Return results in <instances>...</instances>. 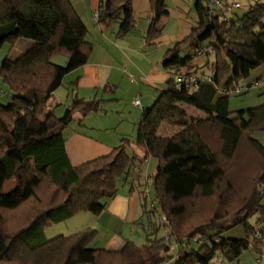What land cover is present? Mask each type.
I'll return each mask as SVG.
<instances>
[{
    "label": "trees",
    "instance_id": "obj_1",
    "mask_svg": "<svg viewBox=\"0 0 264 264\" xmlns=\"http://www.w3.org/2000/svg\"><path fill=\"white\" fill-rule=\"evenodd\" d=\"M226 7L211 15L197 0L198 26L165 55L166 69L199 82L192 88L172 84L143 113L137 143L158 161L150 207L146 184L147 243L138 247L128 241L118 251H107L92 247L98 232L91 228L53 239L46 234L79 214L101 215L135 163L127 152L129 139L108 156L78 167L68 157L64 133L74 114L85 117L102 109L98 101L73 94L58 118L61 105L52 101L65 77L89 61L87 28L70 0H0V49L30 43L0 67L10 94L7 105L0 102V264H217L221 256L237 262L251 247L263 254L264 228L258 232L249 219L259 215L258 225H264V146L254 139L264 132V105L234 115L229 91L264 66V2L242 17ZM151 11L148 41L160 34L166 0H151ZM97 14L100 25L120 23L121 36L134 28L132 0H101ZM208 41L215 62L192 67L207 53ZM61 56L68 60L65 67L54 62ZM262 80L247 85L242 95L262 88L254 87ZM188 108L204 116L194 118ZM163 125L176 131L160 136ZM29 203H34L30 218L7 229L3 213ZM160 212L164 219L158 224L154 218ZM237 227L244 228L245 239L222 238Z\"/></svg>",
    "mask_w": 264,
    "mask_h": 264
},
{
    "label": "crops",
    "instance_id": "obj_2",
    "mask_svg": "<svg viewBox=\"0 0 264 264\" xmlns=\"http://www.w3.org/2000/svg\"><path fill=\"white\" fill-rule=\"evenodd\" d=\"M70 1L87 28L86 40L92 45V52L85 66L65 77L52 101L66 112L75 94L85 101H98L102 109L85 117L80 112L74 114L73 122L64 133L68 157L73 166L78 167L108 156L124 139H129L127 152L135 158L126 179L118 183L117 196L109 201L101 215L82 213L70 220L86 219L73 234L88 228L98 232L93 248L118 251L126 242L135 244L134 241L140 240L135 238L139 229L143 228L147 236L143 225L146 191L142 183L145 177L152 181L158 164L152 169L155 159L137 143L138 124L145 110L176 80V73L164 67L165 55L198 26L197 0H166L168 14L158 24L159 36L151 41L147 40L154 18L151 0H132L134 28L124 36L119 34L118 22L107 25L95 22L101 0ZM29 46L27 41L13 47L5 45L0 49V67L7 57L13 54L18 57ZM67 61L61 56L54 62L65 67ZM204 63L195 60L192 67ZM137 100L139 106L134 105ZM112 119V125L106 124ZM239 262L240 259L235 263Z\"/></svg>",
    "mask_w": 264,
    "mask_h": 264
},
{
    "label": "rangeland",
    "instance_id": "obj_3",
    "mask_svg": "<svg viewBox=\"0 0 264 264\" xmlns=\"http://www.w3.org/2000/svg\"><path fill=\"white\" fill-rule=\"evenodd\" d=\"M230 2H239L241 4V8L238 10H235L236 14L240 17L244 16L245 14H247L251 7L254 6L255 4H257L258 2H264V0H229ZM211 44H213L212 41H208L205 43V46L207 47L206 51L207 53L205 55H202L200 57H197L196 60L199 61H203L205 62L204 65H206L207 63H209L210 60V64H213L215 62V54L212 50V48L210 47ZM13 58H16L15 54L12 55ZM62 63V62H61ZM203 72H205L208 75H212L213 71L210 69L205 68L204 70H202ZM264 79V66L258 68L257 70L253 71L251 74L250 79L247 81V83H242V86L246 87L247 85H250L258 80H262ZM0 86H2L4 88V91L6 93V96H1L0 97V102L7 105L10 102V98L8 97L9 91L8 89L2 85V81L0 80ZM262 105H264V87L262 88H251L250 91L245 94V95H240V94H233L230 97V111L236 115L237 113H241L244 112L248 115L249 110L255 109V108H259ZM109 112L111 113V106L108 107ZM187 111L189 112V114H191L194 118H199V117H203L204 114L203 113H199L191 108H188ZM65 110L64 109H57L55 115L58 118H62L64 116ZM112 120H107L106 124H113ZM131 129V128H130ZM176 131L175 128H173V126H168V125H163L161 130H160V136H165V137H169L170 135H172L174 132ZM254 139L257 140L258 142H260V144H262L264 146V132H257L254 136ZM156 164V165H155ZM158 161L155 159L153 160L152 163V169L154 168V166H157ZM148 165V164H147ZM146 169V167L144 168ZM147 177H145L144 182L142 183L143 186L145 187V191H146V187H147ZM149 185L147 189H150L148 192V206H151V202L150 199L154 198L155 199V191H154V187H153V182L151 181V179H149ZM120 182V181H119ZM42 197L45 198L46 194L43 193ZM32 205H34V203H29L26 204L25 206H23L21 209L14 211V212H6L3 213V225H5V227H7V229H10L11 227H16L15 225H13L14 223H20L23 222L27 219L30 218V213L32 209L31 207H33ZM76 218V220H68L67 222H63L60 224H57L55 226H53L51 229L47 230V238L48 239H53L56 238L58 236H61V234H64L63 236H70L71 234H73V232L77 229H81V226H83V221L86 220L85 218ZM83 219V220H82ZM161 219H164V215L160 212L159 215L156 216V218H154V221L157 222L158 224L161 223ZM258 219H259V215L254 216L253 218L249 219V223L251 225V227H253V229L259 231H262L264 228L263 224L258 225ZM85 222V221H84ZM142 224V222H141ZM143 224H146V219H143ZM85 226V225H84ZM71 230V232H70ZM140 231H138L137 235H136V239L140 238V240L134 241L135 244L138 247H143L146 244V234L144 233L143 228L139 229ZM70 232V233H69ZM142 233V234H139ZM144 233V234H143ZM159 236L163 237L165 236V230L162 228ZM222 238L224 240L227 241H240L246 238V233L243 227H237L233 230H230L228 232H225L222 235ZM259 260H261V262L259 263ZM224 262L225 264H264V247H263V254L262 255H258L255 253V251L252 249V247L245 251L243 253V255L240 258V262L239 263H231L229 260H227L226 258H224ZM168 264H176V261H170ZM212 264H216L215 262H213Z\"/></svg>",
    "mask_w": 264,
    "mask_h": 264
},
{
    "label": "built area",
    "instance_id": "obj_4",
    "mask_svg": "<svg viewBox=\"0 0 264 264\" xmlns=\"http://www.w3.org/2000/svg\"><path fill=\"white\" fill-rule=\"evenodd\" d=\"M203 4L205 5V7L207 8L208 12L213 15L215 14L218 10H222V11H226L227 4H230V10L235 11L241 8V4L239 2H230L229 0H203ZM95 22L98 23V14H95ZM228 19L227 17H225L223 19L224 22H226ZM201 54V53H200ZM209 83H213V80L211 78H207L206 79ZM199 82L198 79L196 78H192L189 79L187 77H177L176 80L173 82L174 86L176 88H181V87H187V88H192L194 87L197 83ZM264 86V79L261 82L255 83L254 87H263ZM249 89V87H244V86H240L237 87L231 91H229V94H243L245 92H247ZM1 96H6V93L3 89L2 86H0V97ZM9 97V95H8ZM10 98V97H9ZM135 106H139L140 102L137 100L134 103ZM150 180H147V185H149ZM258 239L261 238L260 234H257L256 236ZM261 262V260H259V263ZM217 264H225L224 262V258L223 256H221L218 261Z\"/></svg>",
    "mask_w": 264,
    "mask_h": 264
}]
</instances>
